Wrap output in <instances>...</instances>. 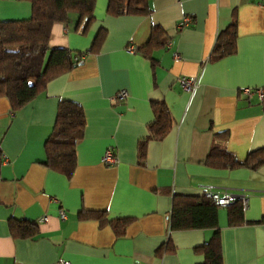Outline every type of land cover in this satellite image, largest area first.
<instances>
[{"label":"crops","instance_id":"1","mask_svg":"<svg viewBox=\"0 0 264 264\" xmlns=\"http://www.w3.org/2000/svg\"><path fill=\"white\" fill-rule=\"evenodd\" d=\"M108 3L97 0L86 32L77 29V12L53 25L51 47L82 52L80 64L16 111L0 98V264H203L197 248L213 229L174 231L170 220L175 195L198 196L207 186L248 200L238 225H230L228 207L219 208L223 264H264V222H258L264 219V163L256 169L207 163L220 133L240 161L264 148V99L256 92L264 90V0H152L148 15H111ZM32 11L29 0H0V20L28 19ZM187 15L192 22L178 29ZM233 21L236 51L211 59L219 33ZM153 25L164 28L167 43L151 59L141 47ZM102 28L105 39L92 51ZM180 76L198 84L185 90ZM122 89L128 97L114 103ZM62 100L80 103L86 117L71 177L44 164ZM156 101L169 108L173 126L149 140L141 160L140 140L149 135ZM108 148L117 157L111 165L102 161ZM87 210L123 220L124 234L82 218ZM15 219L37 222L36 236L13 235Z\"/></svg>","mask_w":264,"mask_h":264},{"label":"trees","instance_id":"2","mask_svg":"<svg viewBox=\"0 0 264 264\" xmlns=\"http://www.w3.org/2000/svg\"><path fill=\"white\" fill-rule=\"evenodd\" d=\"M32 15L28 19L0 20V98H7L12 111H16L39 96L52 79L64 74L83 61V53L65 47H51L53 25L66 22L71 12H77V29L86 32L95 19L97 0H29ZM152 0H108L111 15L151 13ZM106 29L95 36L91 50L98 51L105 39ZM237 23L233 21L221 31L214 45L211 59H220L236 51ZM165 30L153 25L148 42L141 47L146 57L153 50L166 44ZM155 120L149 125V135L140 140V159L146 157L147 144L152 138H163L173 126V118L164 102H153ZM86 124L82 105L72 100H62L58 105L56 121L51 135L46 139L44 164L71 177L78 164L77 145L83 138ZM218 135V134H217ZM221 142L213 144L207 163L215 167L235 168L241 165L256 169L264 163V148L251 152L245 161L227 149L222 143L227 134H219ZM219 206L205 193L198 196L175 195L171 211V230L211 228L214 233L209 242L197 250L205 255L203 264H223L219 228ZM229 208L230 225L244 222V204L241 200L226 206ZM82 218L94 217L102 224H110L117 235L125 232L123 220H109L105 211L87 210ZM264 222V219L258 221ZM37 222L15 219L11 230L15 236H36ZM168 244V243H167ZM165 250L171 248L170 244Z\"/></svg>","mask_w":264,"mask_h":264},{"label":"built area","instance_id":"3","mask_svg":"<svg viewBox=\"0 0 264 264\" xmlns=\"http://www.w3.org/2000/svg\"><path fill=\"white\" fill-rule=\"evenodd\" d=\"M192 16L187 15L185 16L181 22H179L178 24V29H182L184 27H187L190 25V23L192 22ZM130 52H134V47H130L129 48ZM177 81L181 84V86L185 89V90H191L192 88H194L197 84H198V80L196 77H187V76H180ZM246 92L251 94L252 91L247 88ZM257 94L259 95L260 99H264V90L263 89H256ZM129 93L126 89H122L119 90L113 97H112V101L114 103L120 102L124 99H126L128 97ZM102 161L107 164V165H111L117 162V157L115 156L113 149L112 148H108L106 150V152L103 155ZM204 193L210 197L211 199H213L217 205L222 206V207H226L229 204L235 202L236 200H241L244 204V206H247V197L244 194H237V193H233V192H228V191H220L217 188H215L214 186H207L204 189ZM61 217L62 218H66V213L64 211H61ZM47 218L46 217H42L40 219V221H45ZM59 264H70L68 261H64L61 260L59 262Z\"/></svg>","mask_w":264,"mask_h":264}]
</instances>
